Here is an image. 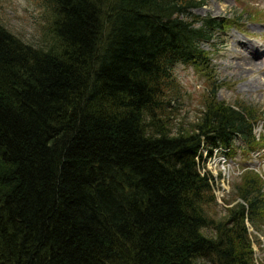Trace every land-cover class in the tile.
Listing matches in <instances>:
<instances>
[{"label": "trees", "instance_id": "1", "mask_svg": "<svg viewBox=\"0 0 264 264\" xmlns=\"http://www.w3.org/2000/svg\"><path fill=\"white\" fill-rule=\"evenodd\" d=\"M39 2L38 45L0 23V264H258L263 178L246 168L217 219L199 159L252 158L262 114L214 89L172 130L175 66L207 65L234 19L195 15L205 0Z\"/></svg>", "mask_w": 264, "mask_h": 264}, {"label": "rangeland", "instance_id": "2", "mask_svg": "<svg viewBox=\"0 0 264 264\" xmlns=\"http://www.w3.org/2000/svg\"><path fill=\"white\" fill-rule=\"evenodd\" d=\"M39 1L0 0V23L25 42L38 45L46 23L45 11ZM194 13L202 17L226 16L236 23L203 44L210 52L207 65L180 63L175 66L174 75L182 94L179 97L181 110L172 127L173 132L178 131L180 124L183 126L179 130L187 131L200 123L201 111L215 89L217 102L241 103L258 110L262 121L256 128V135L258 139L264 137V0H205ZM240 152L230 161L217 150L210 156L209 151L203 149V159H199L214 177L216 203L211 213L217 219L226 216L227 206L238 202L236 187L246 168L257 171L264 181V148L250 159H244ZM225 200L232 203L226 206ZM246 224L256 261L264 264V217L247 220Z\"/></svg>", "mask_w": 264, "mask_h": 264}]
</instances>
